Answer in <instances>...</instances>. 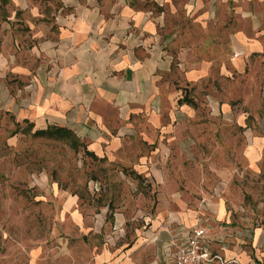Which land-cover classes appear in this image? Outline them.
Masks as SVG:
<instances>
[{
	"label": "crops",
	"instance_id": "crops-1",
	"mask_svg": "<svg viewBox=\"0 0 264 264\" xmlns=\"http://www.w3.org/2000/svg\"><path fill=\"white\" fill-rule=\"evenodd\" d=\"M4 2L0 116L32 133L65 127L90 155L125 166L140 183L136 212L129 215L134 207L127 201L110 224V200L90 220L79 196L63 197L59 215L97 240L92 264H165L172 241H184L196 225L210 229L213 253L234 260L226 264H264V226L243 201L253 190L245 194L235 184L233 164L229 171L216 164L215 173L194 177L191 165L203 158L188 150L199 152L205 144L199 136L194 145L187 141L193 133L211 132L192 123L201 105L211 119L240 121L229 98L205 86L264 62V0ZM186 22L198 25L199 33L184 28ZM225 44L229 55L221 56ZM212 131L220 134L215 148L222 147L223 127ZM261 142L255 136L246 145L253 162ZM42 173L37 187L48 185ZM192 180L208 188L201 186L195 196L182 188ZM131 220L135 231L127 232Z\"/></svg>",
	"mask_w": 264,
	"mask_h": 264
},
{
	"label": "rangeland",
	"instance_id": "rangeland-1",
	"mask_svg": "<svg viewBox=\"0 0 264 264\" xmlns=\"http://www.w3.org/2000/svg\"><path fill=\"white\" fill-rule=\"evenodd\" d=\"M2 1L0 20L7 13ZM183 27H192V31L199 33L198 25L192 22H186ZM193 39L191 47L195 49L197 45L193 44L199 37ZM227 48L225 44L221 56L229 55ZM196 55L201 58L199 53ZM207 56L210 54L204 55ZM205 87L208 93L228 97L231 110L240 121L219 122L207 117L205 105L196 108L192 123L198 130L203 126L211 132L193 133L187 139L192 141L189 146L194 145L196 136L205 144L199 152L188 150L203 158L201 164L191 165L192 173L194 177L198 172L215 173L216 164L229 171L227 165L233 164L238 178L235 184L245 194L248 189L253 190L243 197L254 212L250 217L264 226V62L253 69L247 66L242 72L226 73L222 83L210 80ZM192 89L199 91L197 86ZM215 125L223 127L222 147L215 148L216 137L220 139L219 132L212 131ZM12 135L16 137L14 142L9 141ZM255 136L261 137L262 142L257 161L253 162L246 145ZM44 170L48 185L37 187L44 182ZM203 185L206 187L204 182L196 180L182 182V188L195 196ZM135 188H140V183L134 172L98 160L85 150L84 144L73 147L68 138L35 136L28 125L0 116V264H92L91 243L97 240L91 239L88 229L73 226L68 215L63 212L59 215L63 197L79 196L78 205L90 220L110 200L112 213L107 215L110 224L113 212L127 201L134 207L129 215L136 212L139 192ZM136 223L128 221L127 232L135 231Z\"/></svg>",
	"mask_w": 264,
	"mask_h": 264
},
{
	"label": "built area",
	"instance_id": "built-area-1",
	"mask_svg": "<svg viewBox=\"0 0 264 264\" xmlns=\"http://www.w3.org/2000/svg\"><path fill=\"white\" fill-rule=\"evenodd\" d=\"M209 241L210 229L202 225L194 226L184 241H172V249L168 252L165 264H226L234 261L213 253Z\"/></svg>",
	"mask_w": 264,
	"mask_h": 264
},
{
	"label": "trees",
	"instance_id": "trees-1",
	"mask_svg": "<svg viewBox=\"0 0 264 264\" xmlns=\"http://www.w3.org/2000/svg\"><path fill=\"white\" fill-rule=\"evenodd\" d=\"M35 136H43L56 140L71 139L73 147H78L82 144L80 139L71 130L61 126H49L47 129L37 130L33 133Z\"/></svg>",
	"mask_w": 264,
	"mask_h": 264
}]
</instances>
